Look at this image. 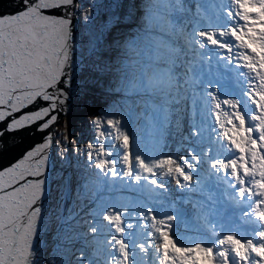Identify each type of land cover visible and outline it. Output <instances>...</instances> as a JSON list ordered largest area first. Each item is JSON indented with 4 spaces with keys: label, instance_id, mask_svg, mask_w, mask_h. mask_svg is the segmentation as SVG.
I'll return each mask as SVG.
<instances>
[{
    "label": "rangeland",
    "instance_id": "rangeland-1",
    "mask_svg": "<svg viewBox=\"0 0 264 264\" xmlns=\"http://www.w3.org/2000/svg\"><path fill=\"white\" fill-rule=\"evenodd\" d=\"M196 1L201 18L213 14L204 30L212 41L204 42L206 57L198 46L185 67L188 90L203 97L193 106L205 117L202 139L215 159L210 171L198 163L212 183L190 182L199 172L192 150L174 172L187 209L158 187L170 173L157 161L172 43L163 32L165 0H76L73 101L54 131L30 264H264V68L256 67L259 55L264 65V41L258 55L252 39L255 29L264 31V0ZM202 64L218 77L199 76ZM159 225L166 229L149 239L145 260L140 241ZM175 227L178 235L168 236Z\"/></svg>",
    "mask_w": 264,
    "mask_h": 264
},
{
    "label": "water",
    "instance_id": "water-1",
    "mask_svg": "<svg viewBox=\"0 0 264 264\" xmlns=\"http://www.w3.org/2000/svg\"><path fill=\"white\" fill-rule=\"evenodd\" d=\"M76 0H0V264H30L73 101Z\"/></svg>",
    "mask_w": 264,
    "mask_h": 264
},
{
    "label": "trees",
    "instance_id": "trees-1",
    "mask_svg": "<svg viewBox=\"0 0 264 264\" xmlns=\"http://www.w3.org/2000/svg\"><path fill=\"white\" fill-rule=\"evenodd\" d=\"M195 2L199 3L196 0H165L164 4L167 18L163 25V32L170 35L172 43H168L167 47L170 60L164 63V65L167 64L168 70H164L166 76L163 84L165 101L160 123L161 135H159L162 140H160L159 148L161 156L157 157V161L163 162L165 170L169 168L170 173L167 179L163 180L168 181V183L162 187L157 183L155 184L158 185L167 200L174 205L178 204L180 208L184 209H187V206L181 203L184 201V193L180 194L177 190L175 191L176 179L174 177V172L180 167L179 164L183 162V157L187 158L189 152L192 150L196 151L198 159L196 169L199 168V172H196L194 179L190 180L195 185L199 180L209 183L208 177H210L201 175L202 167L201 163H198L199 158L204 160V166L207 165L208 168L206 170L208 169L209 171L215 159L214 152L211 151L210 153L208 151L206 141L202 139L204 130L202 123L205 117H203L199 107L194 108L193 106L195 103L202 105L203 103L200 100L203 97L199 94V91L195 90L192 92L188 90L189 87L192 88V85L190 83L189 68L185 67L187 62H192L196 59L195 54H198L196 51L198 46L204 47L200 54L206 57L208 51L204 42L212 41L210 31L204 30L210 24V18L213 14L210 10L201 18L199 10L194 6ZM210 9L213 8L211 7ZM185 34H187L186 40L183 39ZM203 67L204 65L202 64L201 70H198L199 76L205 75L204 78L212 81L217 78L218 71L212 70L208 66L207 70H202ZM199 96L200 100H198ZM192 159H189L188 163H192ZM171 172H173V175ZM201 197L205 198L204 196ZM179 198L182 199L177 201ZM190 210L192 211V209ZM153 220L157 224L160 223V221ZM158 228H160V231L156 230ZM156 229L150 232L151 236L147 232L146 236L140 241L142 251L145 253V260L150 259L149 245L151 242L154 243L159 232H163L166 227L159 225ZM176 230L177 228L175 227L173 233L168 236H177ZM178 232L180 233V230ZM149 239H151V242Z\"/></svg>",
    "mask_w": 264,
    "mask_h": 264
},
{
    "label": "bare ground",
    "instance_id": "bare-ground-1",
    "mask_svg": "<svg viewBox=\"0 0 264 264\" xmlns=\"http://www.w3.org/2000/svg\"><path fill=\"white\" fill-rule=\"evenodd\" d=\"M77 32V31H76ZM75 35H76V33H75ZM75 69H76V75H77V67H76V62H75ZM209 71V70H208ZM73 82H74V80L72 81V83L71 84H73ZM242 87V86H241ZM68 111H69V109H68ZM64 117V116H63ZM62 117V118H63ZM247 128H252V127H250V126H248ZM226 150H224V151H222V152H225ZM55 160V159H54ZM208 176H210V175H208ZM210 178H212V176H210ZM218 180H219V178H218ZM226 181V180H225ZM227 182V181H226ZM49 192V191H48Z\"/></svg>",
    "mask_w": 264,
    "mask_h": 264
}]
</instances>
